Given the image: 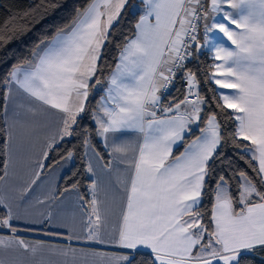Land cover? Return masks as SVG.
<instances>
[{
    "label": "snow or ice",
    "instance_id": "6c2138e0",
    "mask_svg": "<svg viewBox=\"0 0 264 264\" xmlns=\"http://www.w3.org/2000/svg\"><path fill=\"white\" fill-rule=\"evenodd\" d=\"M128 3L90 0L69 25L36 45L32 59L14 65L0 80L8 155L0 184L9 185L18 158L34 139L42 136L45 145L30 182L16 187L14 196L0 190V264H55L53 256L64 257L62 264H76L78 254L85 264L89 255L98 264H134L141 248L149 250L152 264H242L244 256L264 249V0H141L143 14L121 45L107 95L95 114L97 134L104 137L112 160L127 165L120 181L124 203L118 225L108 228L112 209L99 198L97 179L88 185L89 200L79 196L78 184L61 193L77 191L87 205L82 232L72 230L65 239L116 245L125 252L88 253L70 244L62 247L17 235V221L43 223L52 218L49 211L40 213L42 220H30L21 202L40 179L49 151L75 134L90 82L102 71L110 32ZM194 49L211 53L206 75L218 86L213 99L219 113L206 114L200 135L173 155V146L191 131L190 125L201 121L208 102L201 95L197 72L186 68ZM179 70L186 92L182 99L163 105L161 92ZM223 114L234 122L231 134L224 132L219 118ZM128 130L140 134L135 142L116 135ZM87 135L86 157L91 149ZM229 141L248 156L250 166L255 164L253 175L237 173L235 196L229 180L219 176L206 224L200 210L205 181L218 149ZM72 156L70 151L65 159ZM92 156L103 159L94 150ZM85 171L97 175L91 157ZM56 199L54 192L48 193L33 207Z\"/></svg>",
    "mask_w": 264,
    "mask_h": 264
},
{
    "label": "trees",
    "instance_id": "16d2710c",
    "mask_svg": "<svg viewBox=\"0 0 264 264\" xmlns=\"http://www.w3.org/2000/svg\"><path fill=\"white\" fill-rule=\"evenodd\" d=\"M89 2L90 0H0V36L3 37L0 39V80H3L14 65L32 59L36 45L42 40H50L58 29L69 25L76 17L77 12L82 11ZM137 5L139 7H136ZM141 7H143L141 0H129V3L125 5L118 23L114 25V30L110 32V41L106 42L100 62L102 71L90 83L91 96L88 97L85 103V111L77 117V124L73 127L75 134L57 142L53 149L49 151L47 159H45L43 170L66 157L68 152H73L71 167L61 177L57 193L63 192L65 188H69L72 184H78V190L85 201L91 198L88 185L91 184L93 177L85 171L87 157L85 156L86 149L83 141L86 134H88L87 138L103 157V160L106 163L110 160L109 152L96 131L98 126L94 118L95 112L98 108L99 98L107 86L108 77L118 62L121 45L125 42V38L130 37L135 31V23L142 15ZM193 51V57L186 61V68L197 72L198 77L201 79V95L208 102L201 113V121H198L197 126L184 135L183 140L173 150V155H179L195 137L199 136V129L205 126L203 120L206 118V114L210 112L219 113L216 108V100L213 99L218 93V88L207 79L206 75V67L212 63L211 53H208L207 49H202L201 52H196L195 49ZM97 78L101 80L100 84L95 83ZM3 91L4 89L0 86V175H3L6 159L5 145L7 142L6 133L4 132L6 126L4 123ZM184 94L183 70H181L176 75L169 90L163 93L162 104L168 105L182 99ZM158 114L162 113L158 112ZM219 118L223 121L224 132L231 134L234 129V122L228 118L227 114L220 115ZM218 153L217 158L210 163L212 172L206 178L205 191L200 203V210L204 214L206 224L210 221L211 208L214 204L213 190L219 176L223 175L229 180L232 194L235 196L239 183L237 173L243 170L252 176V168L255 167V164L249 165L248 156L239 152L231 145L230 141L223 144L218 149ZM241 156H243V159L240 158ZM2 211L0 209V213ZM18 227L21 230L49 232L53 236L64 237L66 235L62 232L47 229ZM140 253L141 255L137 256L134 264H152V258L148 252L140 251ZM242 264H264V249L258 248L253 253L244 256Z\"/></svg>",
    "mask_w": 264,
    "mask_h": 264
},
{
    "label": "crops",
    "instance_id": "0c3cea01",
    "mask_svg": "<svg viewBox=\"0 0 264 264\" xmlns=\"http://www.w3.org/2000/svg\"><path fill=\"white\" fill-rule=\"evenodd\" d=\"M143 7H141L142 14H143ZM107 88H108V83L105 89L103 90L102 96L99 98L97 110L99 109L102 103L101 98L106 97L107 95ZM91 92L92 90L90 87L89 96H91ZM162 92L164 91L162 90ZM12 111L13 109L10 106L8 111L9 116L12 115ZM96 113L97 111L95 112V114ZM158 115H162V114H158ZM197 123L198 122L190 125L191 130L196 127ZM54 128L55 125L53 124L50 131H54ZM187 133L188 132H186L185 134ZM116 135L119 136L121 140H130L135 142L140 134L135 131L128 130L123 133H117ZM100 138L102 139L103 144L105 145L104 137L100 136ZM109 139L110 140L112 139L111 134L109 136ZM180 142L181 141L177 142V144L173 146V150L180 144ZM44 147L45 145L42 136L39 139H34L32 141L31 146L28 147V149L25 152H23L18 158V161L14 169L15 175L10 180L9 185L0 184V190H2L6 195L14 196L16 194L15 192L16 187L20 185H26L28 182H30V180L33 178V170L35 168V162L40 159ZM106 149L108 150V152H110L109 148L106 147ZM93 150L98 153V151L93 146H91V149L87 150L88 151L87 162L89 157H91L97 175L96 176H93L92 174L90 175L93 177V179H97V182L101 186L99 198L102 200H106L109 207L112 209V215L110 217L111 223L108 226V228L110 229L111 227L117 226L119 222V211L124 203L123 200L124 189L122 192H120V188H121L120 181L124 179L127 165L120 164L117 161H113L112 157L110 156L109 162L112 163L113 167L111 169H104L102 165L107 163L103 159L97 160L94 156H92ZM5 156H6L5 157L6 158L5 163H6L8 159L6 148H5ZM44 162L45 159L43 160V164ZM71 164H72V160L65 159L64 157L55 164H53L52 166H50L48 169L42 170L40 174V179L37 180L35 185H32L31 191L25 196L24 201L21 202L30 220L32 221L42 220L44 218L40 215V213H46L49 211L52 213L51 220H44L43 223H39V222L32 223L29 222V220H21L16 222L18 226H24L27 228H36V229H47L51 231L62 232L65 233L66 235L64 237H59V236H53L49 232H36L32 230H20L17 233V235L25 240L45 241L49 244L60 245L62 247H68L70 244L71 247L76 249H83V250L90 249L98 252L108 251L116 254L125 252V250L121 249L116 245L100 244L95 241H87L83 239L72 240V241H68L67 239H65V237L72 230H75L77 233L82 232V227H83L82 220L84 219L83 210L86 209L87 207L84 201L78 199L77 191H70L64 193L63 195H61L62 192L57 193L58 183L61 177L70 169ZM51 192L55 193L57 197L56 200L47 202L44 206L36 205L33 207V205H35V200L37 198H43L46 194ZM78 193L79 196H82L79 190ZM4 231L6 234L7 230ZM139 251L148 252L149 250L146 248H141L139 249ZM51 259L55 262V264H62L65 258L53 256ZM76 264H85L84 260L81 263L79 262V254L77 255Z\"/></svg>",
    "mask_w": 264,
    "mask_h": 264
},
{
    "label": "rangeland",
    "instance_id": "374dc122",
    "mask_svg": "<svg viewBox=\"0 0 264 264\" xmlns=\"http://www.w3.org/2000/svg\"><path fill=\"white\" fill-rule=\"evenodd\" d=\"M163 93L164 92H161V95L163 96ZM4 119H5V115H4ZM6 126V125H5ZM197 126V125H196ZM91 146H92V144H91ZM123 191V188H122V185H121V188H120V192H122ZM86 252H88V253H91V252H98V251H94V250H90V249H84ZM104 252H108V251H104ZM108 253H111V252H108ZM84 259L83 258H81L80 256H79V262L81 263L82 261H83ZM85 261V260H84ZM86 264H98V261H97V258L96 257H94V256H88L87 258H86Z\"/></svg>",
    "mask_w": 264,
    "mask_h": 264
},
{
    "label": "built area",
    "instance_id": "2783aa9c",
    "mask_svg": "<svg viewBox=\"0 0 264 264\" xmlns=\"http://www.w3.org/2000/svg\"><path fill=\"white\" fill-rule=\"evenodd\" d=\"M181 70H179V71H177L176 72V75L180 72ZM176 77V76H175ZM175 79V78H174ZM174 79H173V81H174ZM172 81V82H173ZM172 85V84H171ZM171 85L170 86H168L166 89H164L163 91L164 92H167L168 90H169V88L171 87ZM183 85H184V88H185V92H186V82H185V79H184V76H183Z\"/></svg>",
    "mask_w": 264,
    "mask_h": 264
}]
</instances>
